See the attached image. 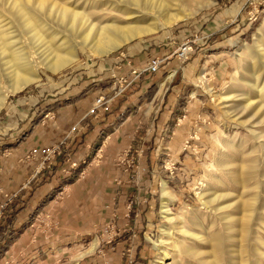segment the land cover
Masks as SVG:
<instances>
[{
	"label": "rangeland",
	"instance_id": "374dc122",
	"mask_svg": "<svg viewBox=\"0 0 264 264\" xmlns=\"http://www.w3.org/2000/svg\"><path fill=\"white\" fill-rule=\"evenodd\" d=\"M65 1L69 6L80 9L79 7L82 6L80 2L83 0ZM98 19L99 18H93V21ZM263 19L264 0H215L211 6L203 8L193 17L177 21L171 26L145 35L141 39H133V41L127 42L120 48L106 55L93 56L90 54L88 48L78 45L76 47L77 59L74 63L57 72H52L46 67H40L38 69V74L40 76L38 82L31 83L20 91L7 96L4 105L0 109V151L4 149V145L7 147L25 133L27 126H29V124H26L27 121L29 123H32V120L36 121L39 116L45 113L46 109L54 103H59L64 96L70 94L78 95L82 93L81 91L89 89L91 84H93L91 79L96 77L99 73L96 69L97 65L103 60H107L122 52L126 46L144 43L148 45L149 49L154 48L156 50H154V52L157 54L159 52H170V55L174 56L177 47L187 42L193 47L192 54L182 61L177 58L180 63L173 72V75L166 77V73L161 74L160 81H164L165 78L169 79L166 80V85L162 88L160 97L155 101V111H150L148 113V115L151 114V116H148L147 123L143 124V128L137 133L138 136H135L136 143L118 154L117 163L123 166L124 172H129L123 173L120 167L119 173H117L118 175H122L119 190L121 194L124 195V200L127 202L132 200V206H128L126 211L127 217L125 218V225L120 231L117 230L111 235L109 234L110 232L100 233L99 238L103 235L110 240L118 238L128 240L124 246L123 252L131 259L133 264L136 261V253L139 252L142 243L146 244V252L150 254V257H141V259L144 261L148 260L149 264H211L205 263V260H211V257L208 256L209 253L203 254L204 257L202 255L201 257L194 256L191 253L190 256L178 254L176 255V260L172 261V254L168 249H170L173 241L180 240L184 244L187 242L186 246L189 244L196 252L197 250L208 252L210 250L208 235L217 233L220 237V255H222L221 258L219 256L218 260L222 261L223 259V262L220 263L216 260L215 264H264V220H262L264 219V214L261 210L264 206L261 205L262 203L264 204L263 193H259V204H257L254 212H251V217H249L250 215L248 216L249 218L247 219H249V221L246 220L248 223L246 221L243 222L247 224H245L246 230L243 233L244 235L242 234V239L240 238L242 235L239 231L231 230L229 233L228 231L226 232L225 227L229 222H225V219H223L219 212H217L218 214H212L202 211L192 212V216H190V214L186 216L184 214L182 216L180 220L181 225H186L183 227L189 230L187 236L183 238L184 236L182 237L177 230L179 221H175L173 224L169 222L162 214L161 207L162 183L166 184L168 190L174 196V199L168 204V210L171 213H177L179 208L183 205L188 207V213L191 212V208L200 206L196 191L204 184L208 192L214 191L213 193H217L218 195L220 193H222L221 195H231V198H227L229 202L234 201L235 197L239 195L250 196L254 193V190L251 189L254 185L253 182H255L254 176L252 182V178H249L247 180L248 182H245L248 184L245 186L246 192L241 184L238 183V186L237 183H234L228 177L224 176L225 174L220 169L214 168L213 171L218 175L224 185L221 182L220 184L214 180L211 181L208 179L199 182V178L204 174V166L209 162H214L217 156L215 142L221 140L224 133L232 134L238 130L240 137L246 134L245 129L240 124L224 116L219 106L216 104L215 97L217 93L220 94V92L225 91L226 88L228 91H232L231 93L233 95L238 94L236 89L238 88V83L236 82L237 87L231 85L236 84L235 82L233 83L231 78L232 74L237 70V77H247L246 70L250 68V64L245 57L238 58L235 52L244 43H252L253 33ZM209 52L213 53L210 57L206 54ZM199 55L201 57V63L199 67L194 69V67L190 66V62ZM205 57L208 60L205 61ZM260 59L259 56L255 57L256 66L263 70L264 59H261L262 61ZM259 60L261 62H259ZM262 62L263 64L261 65ZM185 65H187V68L185 67L186 70L182 69ZM181 70L183 76L181 75ZM201 73H204V80L200 79ZM184 77L185 79H183ZM182 80H186V84H183L184 86H181L180 89L176 91L177 96H169L168 87L180 85V83L183 82ZM204 85H207L215 91L216 94L214 98L205 90ZM245 89L249 93V100L256 101L257 98L254 97L255 93H252L248 88ZM153 94L154 91L151 92L149 97H152ZM100 95L104 97L103 94ZM218 97L220 98V96ZM97 98L98 96L96 99ZM174 98L178 100V104L175 107L173 103ZM96 99L93 103L94 108L106 105V97L103 98L102 102L97 104L95 102ZM243 104V102H241V104L240 102H233L229 111H236ZM263 104L264 103H262V106L264 107ZM259 105H261V103ZM165 106H172L171 113L161 112L162 108ZM157 107L161 108L157 111ZM152 119L155 122V126L150 127L149 125L152 123ZM183 125H185V127L188 125L191 132L185 133L184 135L182 133L179 135L176 134L180 139V143L177 151L170 153L169 150L165 149L170 137L169 131ZM248 141L249 139L246 140L247 143L243 142V145L236 150L239 154L234 151L236 156L233 150H227L225 147H221L226 154L228 152L226 159L228 160L230 158L231 160L228 161L232 162L249 159L254 161L255 165L258 164V162L255 161L257 156L255 152L257 149L255 141L254 144L252 140ZM249 143H252V146L249 145ZM243 147L246 149L245 152L242 149ZM251 148L252 150H250ZM57 152V150H54L53 153L55 154ZM252 154L254 155L251 156ZM97 157L98 156H95V159H97ZM101 157L102 152L99 153V158ZM51 158H53V156L48 157V159ZM110 170L111 168H105V172L107 171L105 173V181L108 187H110L108 183V171ZM225 177L226 179H224ZM106 183H102L99 188L102 192L106 187L103 184ZM224 187H226V189ZM4 206L5 204L0 206V218L1 209ZM107 212H109L106 214V216L108 215L107 218H112L113 214L111 208ZM235 213L237 215L239 214L237 211ZM201 215L203 217L200 218ZM187 216L190 217L187 218ZM98 218H100V216H98ZM127 218L128 220L130 219V221H127ZM132 219H134V222ZM135 219L137 220L135 221ZM40 220V218H37L35 222L38 223ZM187 220H189V222ZM101 221L104 223L103 220ZM110 225L111 224H109V228H111ZM162 226L168 228V234L165 236V239L168 243L167 250L169 251L167 252V257L163 260L160 259L163 256V252L157 245ZM236 226L235 228L237 229L239 225L236 224ZM190 232H193V235ZM223 233L227 234L223 236ZM233 233L236 234L237 237H234L235 235ZM195 234L201 235V240L197 239ZM230 240L232 241L230 242ZM229 243L233 244L234 247L231 244L229 245ZM225 245L226 247H224ZM203 247L205 249H203ZM222 253L225 254L223 255Z\"/></svg>",
	"mask_w": 264,
	"mask_h": 264
},
{
	"label": "crops",
	"instance_id": "0c3cea01",
	"mask_svg": "<svg viewBox=\"0 0 264 264\" xmlns=\"http://www.w3.org/2000/svg\"><path fill=\"white\" fill-rule=\"evenodd\" d=\"M154 50L136 43L103 60L89 89L64 96L36 121H27L29 126L17 140L4 145L0 151V206L5 204L0 218V264H133L123 252L128 240L99 238V234L111 235L125 225L132 200H124L119 190L120 167L123 173L129 172L117 163L118 154L136 143L135 136L151 116L148 113L155 111V101L169 79L160 81L161 74L173 75L180 63L176 54ZM155 58L160 60L156 72L133 73ZM200 63L199 55L190 66L196 69ZM200 76L205 79L204 73ZM182 81L168 87L169 96H177L176 91L186 84ZM100 94L107 98L106 105L94 108ZM177 102L174 98V107ZM171 109L165 106L161 112L171 113ZM149 126H155L153 119ZM189 130L188 125L170 130L165 149L177 151V135ZM105 168H111L110 187ZM102 183L107 184L103 192ZM110 208L113 217L108 219ZM137 253L134 264H149L141 259L150 257L145 243Z\"/></svg>",
	"mask_w": 264,
	"mask_h": 264
},
{
	"label": "bare ground",
	"instance_id": "6f19581e",
	"mask_svg": "<svg viewBox=\"0 0 264 264\" xmlns=\"http://www.w3.org/2000/svg\"><path fill=\"white\" fill-rule=\"evenodd\" d=\"M214 1L215 0H83L80 2L82 6L78 9L69 6L65 0H0V109L4 105L9 94L18 92L27 85L39 81L40 76L38 74V69L40 67H46L52 72H57L74 63L77 59L76 47L78 45L88 48L90 54L93 56L106 55L120 48L127 42L133 41V39H141L143 36L171 26L177 21L193 17L203 8L211 6ZM93 18L99 19L93 21ZM263 40L264 19L253 33L252 43H244L235 52L238 58L245 57L250 64V68L246 70L247 77L238 76V78L236 76L237 70L232 74L231 78L233 83H238V88H236L238 91L237 95H233L231 93L232 91L230 92L226 88L227 91H222L220 94L217 93L215 97V91L207 85H204L205 90L213 98L215 97L216 104L219 106L224 116L240 124L245 129L246 134L240 137L238 130L232 134L224 133L221 140L215 142L217 156L215 155L214 162H209L204 166V174L199 178V182L208 179L220 183L221 180L213 171L214 168H216L222 170L225 174L224 176L228 177L234 183L241 184L244 189L245 186L248 185L245 182H248L247 180L249 178H252V182L254 176L255 182H253V186L251 185V189L254 190V193L252 192L253 194L250 196L247 194V196L239 195L235 197V200L233 199L234 201L229 202L227 198L231 195H221L222 193L218 195L217 193H213L214 191L208 192L204 184L196 191L200 206L191 208V212L188 213V207L183 205L179 208L177 213H171L168 210V204L174 199V196L168 190L166 184L162 183V214L169 222H172V224L175 221H179L177 230L182 237L184 236L183 238L187 236L189 230L184 228L186 225H181L180 220L182 216L184 214L185 216L188 214L192 216L193 213L200 211L204 213L210 212L212 214L219 212L223 219H225L224 221L229 222L225 227L226 232L228 231L229 233V231L234 230L239 231L242 235L246 230L245 224L249 221L247 218L251 217V212H254L257 204H259V193L261 192L264 194V107L262 106V103H264V69L261 70L260 67H257V58L255 60L256 56L264 59ZM260 60L259 62L262 61ZM200 79L204 80L202 76H200ZM237 83L230 84L237 87ZM245 88L255 93L254 97L257 98L256 101L249 100L250 96L248 97L249 93ZM218 96H220V98ZM233 102H240V104L243 102L244 104L238 110L231 112L229 109ZM260 103L261 105H259ZM248 139L249 141L252 140L253 144L255 141L257 147L255 150L257 153L255 161H257L258 164L255 165L254 161L249 159H242L239 162L228 161L231 160L229 157L228 160L226 159L228 152L226 154L222 148L225 147L227 150H233L234 153V151ZM249 145L252 146V143H249ZM244 148L245 147L242 149L245 152L246 149ZM250 150H252V148ZM253 155L254 154L251 156ZM226 177L224 179H226ZM224 188L226 189V187ZM244 191L246 192V189ZM261 205L264 204L262 203ZM261 210L264 214V206ZM234 211H237L239 214L237 215ZM202 215L200 218L204 216ZM189 217L187 216V218ZM187 221L189 222V220ZM245 221L247 223H243ZM236 224L239 225L237 229L235 228ZM167 234L168 228L162 226L160 238L157 242L158 247H160L163 252V256L160 258L161 260L167 257L168 250H170L172 254V261L176 260V255L178 254L190 256V253L199 257L209 253L208 256L211 257V260H205V263L211 264H215L219 256L220 258L222 257V255H220V237L217 233L208 235V241L210 243V250L208 252L204 250H197L196 252L189 244V247L186 246L187 242L184 244L180 240L173 241L170 249L167 250L168 243L165 239ZM225 234L223 233V236ZM195 235L197 239L201 240V235ZM234 235V237H237L236 234ZM243 235L240 237L238 234L241 239ZM228 236L231 237L230 235ZM231 241L232 240H230V242ZM230 244L231 243H229V245ZM231 245L233 246V244ZM224 247H226V245ZM203 249L205 248L203 247ZM218 262H223V259L222 261L218 260Z\"/></svg>",
	"mask_w": 264,
	"mask_h": 264
},
{
	"label": "built area",
	"instance_id": "2783aa9c",
	"mask_svg": "<svg viewBox=\"0 0 264 264\" xmlns=\"http://www.w3.org/2000/svg\"><path fill=\"white\" fill-rule=\"evenodd\" d=\"M193 52V47L191 46V44L184 42L182 44H180L177 49H176V56L179 60H185L186 58H188V56L190 54H192ZM160 60L155 58V59H151L147 62V65L144 69L140 70H133V73L138 74L140 72L143 71H149L151 73L156 72L158 70V66H159ZM122 83L123 86H127V80L122 78ZM103 96H98V98L96 99V104L102 102L103 100Z\"/></svg>",
	"mask_w": 264,
	"mask_h": 264
}]
</instances>
